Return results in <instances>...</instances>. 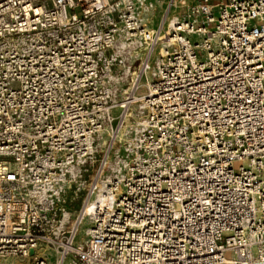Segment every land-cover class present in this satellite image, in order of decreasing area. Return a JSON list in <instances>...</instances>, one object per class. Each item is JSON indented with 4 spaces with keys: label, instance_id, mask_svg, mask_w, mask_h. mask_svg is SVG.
Instances as JSON below:
<instances>
[{
    "label": "built area",
    "instance_id": "built-area-1",
    "mask_svg": "<svg viewBox=\"0 0 264 264\" xmlns=\"http://www.w3.org/2000/svg\"><path fill=\"white\" fill-rule=\"evenodd\" d=\"M3 258L264 264V0H0Z\"/></svg>",
    "mask_w": 264,
    "mask_h": 264
},
{
    "label": "rangeland",
    "instance_id": "rangeland-1",
    "mask_svg": "<svg viewBox=\"0 0 264 264\" xmlns=\"http://www.w3.org/2000/svg\"><path fill=\"white\" fill-rule=\"evenodd\" d=\"M185 1L188 2V3H190V2H195L197 0H185ZM135 67H136V65H135ZM129 81H130V77H128V78L125 77L124 78V82L121 84V87H120L121 95L127 90ZM144 93H145V90L143 89V90H141L139 92V95L141 96ZM115 114H117V111H116ZM93 172H94V168L91 167L89 169V172L86 173L83 176V179L81 181L83 183H86L85 184L86 186H85V188L82 189L81 192H77L76 193V189L78 188V185H79L78 183H77L75 189L72 188L71 190L70 189L68 190V192H70V193L67 196V206H66L65 209L66 210H70L72 212V218H75L76 217V214H77V212H78V210H79V208H80V206L82 204V200L84 199V196H85V191L84 190L87 188V186H88V184H89V182H90V180L92 178ZM58 209L59 210L62 209L61 204L59 205ZM82 235H83V233H82ZM7 262L9 264H32V262L29 261L28 259L27 260L13 259V258H9V259L8 258L7 259H4L3 258V259H0V264H8Z\"/></svg>",
    "mask_w": 264,
    "mask_h": 264
},
{
    "label": "bare ground",
    "instance_id": "bare-ground-1",
    "mask_svg": "<svg viewBox=\"0 0 264 264\" xmlns=\"http://www.w3.org/2000/svg\"><path fill=\"white\" fill-rule=\"evenodd\" d=\"M140 49H137L136 50V52L137 53H139L140 51H139ZM132 75H134V71L133 70H130V69H126V71H125V76L126 77H130V76H132ZM125 86V85H124ZM79 185V189H83V187H85V183H78ZM69 193L70 192H66L65 193V195L62 197V199H61V206H62V209L64 210L65 208H66V206H67V196L69 195ZM66 213H67V215H69V216H72V212L70 211V210H66ZM8 263V262H7ZM9 264V263H8Z\"/></svg>",
    "mask_w": 264,
    "mask_h": 264
}]
</instances>
